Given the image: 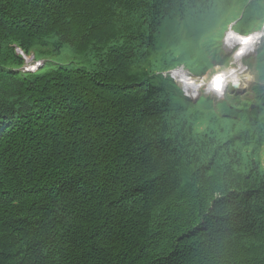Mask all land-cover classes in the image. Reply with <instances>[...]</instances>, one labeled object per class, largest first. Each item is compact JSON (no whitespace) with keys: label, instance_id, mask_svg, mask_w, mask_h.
<instances>
[{"label":"trees","instance_id":"1","mask_svg":"<svg viewBox=\"0 0 264 264\" xmlns=\"http://www.w3.org/2000/svg\"><path fill=\"white\" fill-rule=\"evenodd\" d=\"M229 10L264 24V0H0V264H264V48L221 99L169 73Z\"/></svg>","mask_w":264,"mask_h":264},{"label":"rangeland","instance_id":"2","mask_svg":"<svg viewBox=\"0 0 264 264\" xmlns=\"http://www.w3.org/2000/svg\"><path fill=\"white\" fill-rule=\"evenodd\" d=\"M230 10L226 13L218 15L216 19L212 23H209L208 28L203 29V33H200L198 36V39L200 41L199 45L192 44V48L198 50V57L202 56V59L197 64L192 65L188 60L182 59V64H179L177 68L171 71V74L176 80L183 79V77H190L189 79H183L185 81H196L195 84L198 86L197 88H194V84L187 85L185 88L193 97H198L201 94H211V95H217L219 96V99H221L224 95V91L231 86V76H229V73L232 72L233 68L236 67L235 64H233L231 58H229L227 61H220L221 55L219 53L214 52L216 50V46L220 45L224 48L223 39L225 38L226 32L229 30L228 28H231L234 24L233 21H229L230 18L226 17L229 14ZM177 26L180 28L182 33L191 34V31L188 29L189 22L188 20H178ZM239 28V27H238ZM237 27L235 29H238ZM228 29V30H227ZM227 30V31H226ZM231 30V29H230ZM225 32V33H224ZM169 33V32H166ZM223 34L222 38L219 36L220 34ZM211 53L208 58H206L207 53ZM256 52H253L250 55H255ZM197 55V52L195 53ZM249 55V56H250ZM216 56L219 60H216ZM189 59H191L188 56ZM31 57H29L28 62L31 61ZM197 59V58H195ZM216 60V61H215ZM211 63L208 68H206L203 71L198 72V68L204 67L206 65ZM199 65V67H198ZM246 71L241 74L238 78L241 79V84H247L248 86L254 81V79L258 76L256 66L250 70L247 61L245 62ZM191 70V71H189ZM173 72V73H172ZM219 72L227 73V85L224 86L222 90V94H216L210 90L209 82L213 75L218 74ZM181 83V82H180ZM189 87V88H187ZM248 88V87H247ZM247 88H239L241 92L242 90H246ZM237 91V90H236ZM262 107L264 108V102L262 103ZM205 190V188H204ZM181 206L178 205L177 208H180Z\"/></svg>","mask_w":264,"mask_h":264},{"label":"snow or ice","instance_id":"3","mask_svg":"<svg viewBox=\"0 0 264 264\" xmlns=\"http://www.w3.org/2000/svg\"><path fill=\"white\" fill-rule=\"evenodd\" d=\"M235 23H239V20ZM234 26L235 24L233 27ZM223 43L224 48L220 53L222 59L231 58L233 64L236 65L232 72L229 73V76L232 78V85L236 89L241 87L247 88L248 85H242L241 79L238 77L246 71L245 62L249 55L260 48H264V24H262L259 29L253 31L250 35L237 34L228 30L225 34ZM223 83V77L218 75L212 81V86L217 92H220Z\"/></svg>","mask_w":264,"mask_h":264},{"label":"bare ground","instance_id":"4","mask_svg":"<svg viewBox=\"0 0 264 264\" xmlns=\"http://www.w3.org/2000/svg\"><path fill=\"white\" fill-rule=\"evenodd\" d=\"M226 74L227 73H218V75H221L223 77V81H224L223 85H225L227 83ZM189 78L190 77H187V76L186 77H183V79H189ZM195 82L196 81H185V80L183 81V83H186V85H190L191 86V84H194L195 85L194 88H197L198 86L195 84ZM223 85H222V89H223ZM187 88H189V87H187Z\"/></svg>","mask_w":264,"mask_h":264},{"label":"clouds","instance_id":"5","mask_svg":"<svg viewBox=\"0 0 264 264\" xmlns=\"http://www.w3.org/2000/svg\"><path fill=\"white\" fill-rule=\"evenodd\" d=\"M228 29H230V28H228ZM228 29H227V30H228ZM227 30H226V31H227ZM224 33H225V32H224ZM224 33H223V34H224ZM238 33H239V32H238ZM239 34H241V33H239ZM222 36H223V35H222ZM221 38H222V37H221ZM223 40H224V39H223ZM222 48H223V47H222ZM228 59H229V58H228ZM228 59H227V60H228ZM215 61H216V60H215ZM175 68H177V67H175ZM175 68L170 69V70H169V73L171 74V71L174 70ZM189 71H191V70H189ZM172 73H173V72H172ZM220 73H223V72H220ZM171 76H172V74H171ZM172 77H173V76H172ZM226 77H227V76H226ZM173 78H174V77H173ZM211 78H212V77H211ZM174 79H175V81L177 82L178 85H183V86H185V87L187 86L186 83H183V81H184L183 79H182V80L179 79L178 81L176 80V78H174ZM227 81H228V80H227ZM180 82H181V83H180ZM226 84H227V83H226ZM198 86H199V85H198ZM231 86H232L234 89H236L232 84H231ZM209 87H210V85H209ZM225 87H226V86H225ZM229 87H230V86H229ZM223 88H224V86H223ZM222 90H223V89H221V91H222ZM238 90H239V89H238ZM225 91H226V90H225ZM225 91H224V93H225ZM222 93H223V92H222ZM224 93H223V95H224ZM210 95H211V94H210ZM215 96H217V95H215ZM217 97H219V96H217Z\"/></svg>","mask_w":264,"mask_h":264}]
</instances>
